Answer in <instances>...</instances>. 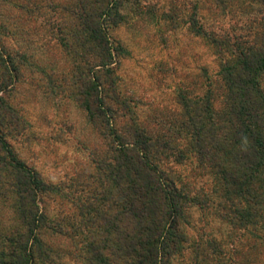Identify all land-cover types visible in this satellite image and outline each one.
<instances>
[{
	"label": "trees",
	"instance_id": "1",
	"mask_svg": "<svg viewBox=\"0 0 264 264\" xmlns=\"http://www.w3.org/2000/svg\"><path fill=\"white\" fill-rule=\"evenodd\" d=\"M1 2L27 28L43 20L64 66H35L48 64L10 49L18 28L0 24V264H264V0ZM131 6L157 28L185 26L215 65L145 119L120 90L126 49L111 36ZM27 71L105 143L68 184L44 182L9 141L27 127L9 96ZM195 211L227 235L192 237Z\"/></svg>",
	"mask_w": 264,
	"mask_h": 264
},
{
	"label": "rangeland",
	"instance_id": "2",
	"mask_svg": "<svg viewBox=\"0 0 264 264\" xmlns=\"http://www.w3.org/2000/svg\"><path fill=\"white\" fill-rule=\"evenodd\" d=\"M184 1L193 5L197 0ZM150 2L158 3L156 9L166 11L167 0ZM187 7L190 12L191 6ZM128 11V24L112 31L111 36L126 49L118 70L120 90L134 101L143 102L136 112L145 119L159 107H174L177 87L193 84L202 64L208 66L211 73H214L215 65L201 41L185 26L173 31L171 24L165 22L157 28L151 18L136 14L133 6ZM41 21L39 18L36 26L27 28L21 14L7 2L0 3V24L7 25L12 31L18 28L8 39L10 49L48 64L35 65L37 67L62 68L64 65L53 64L57 61L56 52L48 46L49 36L40 30ZM227 25L224 24V28H228ZM40 79L38 75L25 72L21 84L9 95L19 116L27 123L24 134L17 139L10 137L9 141L20 159L44 182L68 184L76 173L92 167L90 155L101 153L105 143L72 99L47 95L44 89L36 86ZM45 205L49 207V213L57 209L54 202L47 201ZM192 224L194 227L189 231L192 237H197L200 232L208 237H225L228 233L218 221L204 219L197 211L193 213ZM172 264L193 263L177 258Z\"/></svg>",
	"mask_w": 264,
	"mask_h": 264
}]
</instances>
